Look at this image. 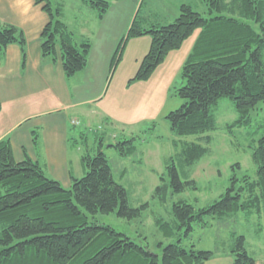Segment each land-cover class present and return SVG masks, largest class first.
Returning <instances> with one entry per match:
<instances>
[{"label": "trees", "instance_id": "trees-1", "mask_svg": "<svg viewBox=\"0 0 264 264\" xmlns=\"http://www.w3.org/2000/svg\"><path fill=\"white\" fill-rule=\"evenodd\" d=\"M34 1L48 16L40 37L41 56L55 61L59 48L67 78L83 71L91 49L90 40L75 39L63 20V4ZM82 1L103 16L111 0ZM201 1L207 17L186 3L178 7L173 22L163 26L150 23L148 28H142L137 13L127 35V38L150 37L148 51L133 78L146 81L170 52L180 49L198 30L182 67V86L177 90L183 104L165 117L177 137L194 136L197 141H184L179 152L165 160L168 181L161 178L154 192L161 203L166 201L169 191L179 194L188 188L196 189L188 169L208 152L201 142L207 145L211 142L205 134L216 128L212 109L219 100L227 98L234 106L237 117L229 128L248 126L251 111L258 103H264V0ZM11 44L20 48L24 66L23 32L0 22V59ZM103 136L98 137L95 153L82 152L84 175L78 179L71 176L69 188L47 177L44 169L29 157L15 161L9 139L0 140V264H205L215 252L182 245V239L194 227L205 228L207 219L222 220L239 212L264 218L263 135L251 156L258 181L242 177L243 186L236 190L237 179H233L219 200L199 210L185 201L173 204L170 222L156 218L154 223L165 238L176 241L160 244L161 254L150 251L147 245L96 221L97 215L111 213L131 220L144 209V206L132 207L127 191L114 180L102 151ZM115 140L109 147L120 157L134 153V138L115 137ZM173 145L177 147L176 142ZM232 239L229 252L233 264H257L246 248L245 237L232 235Z\"/></svg>", "mask_w": 264, "mask_h": 264}, {"label": "rangeland", "instance_id": "rangeland-1", "mask_svg": "<svg viewBox=\"0 0 264 264\" xmlns=\"http://www.w3.org/2000/svg\"><path fill=\"white\" fill-rule=\"evenodd\" d=\"M51 1L65 5V21L70 29H84L85 38L91 42L88 74L96 73L93 92L104 76L101 93H97L98 97L90 107L98 111V117L90 123L82 121L74 133L77 137L83 134L78 141L83 151L89 150L92 154L97 151L98 137L104 135L102 151L110 163L114 180L125 188L132 207L144 206L140 216L131 220L111 213L97 215L96 221L161 254L159 245L174 243L176 238H165L154 220L158 218L170 222L173 204L185 201L199 210L219 200L231 187L233 179H237L234 182L236 190L243 186L242 177L258 181L251 156L258 139L264 135V103H258L251 111L248 126L229 128L237 117L234 106L227 98L219 100L216 108L212 109L216 128L205 134L211 142L209 145L201 142L208 152L188 169L196 189L188 188L179 194L169 191L166 201L161 203L154 192L161 178L168 181L165 160L178 153L184 141H197L194 136L177 137L165 117L183 104L177 90L182 86V67L192 51L198 30L184 41L180 49L170 52L146 81L133 78L148 51L150 37L127 38V35L137 13V21L142 28H148L150 23L163 26L178 16L181 4H191L195 11L207 17L204 4L201 0H111L106 13L100 16L82 0ZM115 137L120 140L134 138V153L120 157L109 147L116 142ZM78 168L77 164L72 168L77 179L84 175ZM207 222L205 228L196 226L188 237L182 239L185 248L194 246L198 251L215 252L208 264H233L229 252L232 235H242L249 254L257 264L264 262L262 216L239 212L231 218L207 219Z\"/></svg>", "mask_w": 264, "mask_h": 264}, {"label": "crops", "instance_id": "crops-1", "mask_svg": "<svg viewBox=\"0 0 264 264\" xmlns=\"http://www.w3.org/2000/svg\"><path fill=\"white\" fill-rule=\"evenodd\" d=\"M65 9L63 20L75 39L87 37L84 29H70ZM0 22L20 29L26 41L24 66L15 44L0 59V140L9 139L15 161L29 157L47 177L69 188L74 165L83 172L81 133L77 137L74 130L98 117L90 107L101 93L104 76L93 92L96 73L88 74L90 52L85 69L71 78L65 76L59 48L55 61L41 56L40 37L48 16L34 0H0Z\"/></svg>", "mask_w": 264, "mask_h": 264}, {"label": "built area", "instance_id": "built-area-1", "mask_svg": "<svg viewBox=\"0 0 264 264\" xmlns=\"http://www.w3.org/2000/svg\"><path fill=\"white\" fill-rule=\"evenodd\" d=\"M73 124H74V125H78V122H75V121H74Z\"/></svg>", "mask_w": 264, "mask_h": 264}]
</instances>
